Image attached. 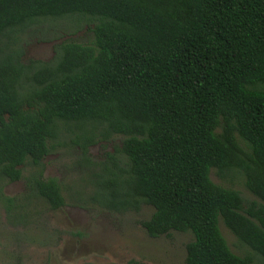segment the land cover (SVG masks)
Returning <instances> with one entry per match:
<instances>
[{
    "label": "trees",
    "instance_id": "1",
    "mask_svg": "<svg viewBox=\"0 0 264 264\" xmlns=\"http://www.w3.org/2000/svg\"><path fill=\"white\" fill-rule=\"evenodd\" d=\"M71 17L92 25L90 45L63 42L49 62L22 63L20 34ZM70 127L84 159L122 138L123 159L93 176L92 205L152 207L139 223L149 238L192 235L185 264H252L220 222L264 262V0H0V183L29 164L39 172L26 197L60 209L58 182L40 171ZM213 169L242 176L258 202L213 183ZM0 204L10 223L26 222L1 187Z\"/></svg>",
    "mask_w": 264,
    "mask_h": 264
},
{
    "label": "rangeland",
    "instance_id": "2",
    "mask_svg": "<svg viewBox=\"0 0 264 264\" xmlns=\"http://www.w3.org/2000/svg\"><path fill=\"white\" fill-rule=\"evenodd\" d=\"M76 17L61 20L44 19L19 36L22 63L30 60L49 62L54 48L63 42L90 45L92 25ZM77 130L62 131L53 143L54 149L42 160L41 177L58 182L64 205L51 211L44 201L28 196L27 183L39 170L29 164L21 167L22 178L14 183H0L2 194L16 198L26 214V222L10 223L9 215L0 204V264H185V246L192 240L190 233L171 232L168 236L149 238L141 221L153 213L142 205L138 213H111L92 205L93 176L111 159L123 156L119 149L122 138L114 136L88 148L87 159L75 142ZM210 180L237 191L246 204L258 202L244 187L242 176L228 173L219 177L215 170ZM26 197V198H25ZM229 249L236 255L249 254L252 264H264L259 256L240 245L219 223Z\"/></svg>",
    "mask_w": 264,
    "mask_h": 264
}]
</instances>
